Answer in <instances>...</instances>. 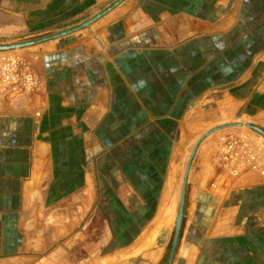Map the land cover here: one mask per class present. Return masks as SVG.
<instances>
[{"label":"crops","instance_id":"crops-1","mask_svg":"<svg viewBox=\"0 0 264 264\" xmlns=\"http://www.w3.org/2000/svg\"><path fill=\"white\" fill-rule=\"evenodd\" d=\"M115 1L0 0V43L77 27ZM14 52L40 88L0 102V264H99L81 256V225L97 221L122 223L124 255L172 200L176 218L209 130L264 126V0H123ZM232 132L254 140L264 169V143ZM212 135L188 174L172 264H264V175H233ZM165 228L125 260L160 264Z\"/></svg>","mask_w":264,"mask_h":264},{"label":"built area","instance_id":"built-area-1","mask_svg":"<svg viewBox=\"0 0 264 264\" xmlns=\"http://www.w3.org/2000/svg\"><path fill=\"white\" fill-rule=\"evenodd\" d=\"M39 88L38 75L14 50L0 51V102L35 93ZM219 159L233 175L238 174L241 168L260 170L264 175L256 143L245 135L224 137L219 144Z\"/></svg>","mask_w":264,"mask_h":264},{"label":"water","instance_id":"water-1","mask_svg":"<svg viewBox=\"0 0 264 264\" xmlns=\"http://www.w3.org/2000/svg\"><path fill=\"white\" fill-rule=\"evenodd\" d=\"M123 0H117L115 1L112 5H110L109 7H107L106 9H104L103 11H101L100 13H98L96 16L88 19L87 21L83 22L82 24H80L77 27H73L64 31H61L59 33H55L52 35H48L46 37L40 38V39H34V40H30V41H24V42H20V43H10V44H0V51H10V50H16V49H21L30 45H34L37 43H40L44 40H48V39H52V38H57L63 35H66L68 33H71L73 31H76L78 29H81L83 27H86L88 25H90L91 23H93L95 20H97L98 18H100L101 16H103L105 13H107L109 10H111L112 8H114L115 6H117L119 3H121ZM231 126H243V123L237 122V123H229V124H225V125H221L218 127H215L214 129L208 131L202 138L204 139L207 135H210L211 133H213L214 131H218L227 127H231ZM245 126L248 129H252L257 131L258 133H260L263 137H264V129L253 124V123H246ZM221 135V134H219ZM201 140L196 144L195 148L192 150V154L190 157V161L188 163V167H187V172H186V177H185V181H184V186H183V190H182V196H181V202H180V207H179V212L176 218V229H175V234H174V240H173V245L168 257V261L167 264H172L173 261V257L175 255V251L177 249L178 246V242H179V237H180V233H181V227H182V221H183V217H184V206H185V197H186V184H187V178H188V174L189 171L191 169V165L192 162L194 160V157L197 153V149L201 143ZM203 148V147H202Z\"/></svg>","mask_w":264,"mask_h":264},{"label":"rangeland","instance_id":"rangeland-1","mask_svg":"<svg viewBox=\"0 0 264 264\" xmlns=\"http://www.w3.org/2000/svg\"><path fill=\"white\" fill-rule=\"evenodd\" d=\"M53 32H58V31H55V29H52V30H50L49 33L53 34ZM11 43H20V42H11ZM0 44H10V43H0ZM239 122L243 123V126H241V127H233V126H231V127H227V128L218 130V131H214L210 135H207L206 138L207 139H209V138L212 139V136H213L212 134H214V135L215 134H217V135L222 134L223 137L221 136V138H219V141H220V139L222 141L224 137H227L228 135H232V134L234 135L235 132H232V131L237 130V131H240L239 133H243V132L251 133L252 135L258 137L260 139V141H262L264 143V137L260 133H258L255 130L248 129L245 126L246 123H253V124H255V125H257V126H259V127L264 129L263 125H259L257 123H254V122L250 121V120L247 121V120H243V119L240 120ZM225 124H229V123H225ZM225 124H223V125H225ZM218 126H220V125H218ZM218 126H216V127H218ZM214 128H212V129H214ZM198 150H200V145H199L197 151ZM179 207H178V210H177V215H178V212H179ZM176 218H177V216H176ZM176 218L174 220V223L170 227L163 229L162 235L160 237L161 244L162 245L165 244V247L163 249L164 251L162 250L163 251V256H162V260H161L160 264H166L167 261H168V257H169V254H170V251H171V248H172V245H173V240H174V234H175V229H176ZM183 219H184V217H183ZM144 224H146V223H144ZM182 224H183V221H182ZM81 226L82 227H86L87 223H82ZM97 226H100V223H97ZM181 229H182V227H181ZM87 236L88 235H85V237L82 238L83 246L88 244L87 242H85V239H87L86 238ZM88 240L89 239H87V241ZM117 245H118V243H117ZM107 247H109V246H107ZM109 248L110 249L112 248L111 250L109 249L110 250L109 253H107V251L105 249L102 250L101 248H99V250L101 252H103V253H101V252L98 253V257H97L98 259L97 260L99 261V264H133L134 262H135L134 264H137L136 262L139 261V259H136V258H133L131 260H125L126 257H124V255H121V254L117 253L118 246H116V243L114 244L113 247H109ZM155 250H158V248L155 249ZM81 256L83 257V260H85V256H86L85 255V250L81 253ZM144 262H145V260L142 259L141 260V264H144Z\"/></svg>","mask_w":264,"mask_h":264},{"label":"flooded vegetation","instance_id":"flooded-vegetation-1","mask_svg":"<svg viewBox=\"0 0 264 264\" xmlns=\"http://www.w3.org/2000/svg\"><path fill=\"white\" fill-rule=\"evenodd\" d=\"M97 223H100V226H97ZM86 228V235H88L85 239V242L88 244L84 245L87 247L85 249V257H94L95 255L98 257V253L101 252L99 248L102 250H106L107 253L112 249L109 247H113L114 244L116 243L117 245L118 241V236L121 233L122 229V223L119 221H109V222H93V223H87V226L84 227ZM89 229L92 231L91 236L89 235ZM83 246V247H84ZM109 246V247H107ZM107 248V249H106ZM110 249V250H109ZM92 251V254H89V252ZM103 253V252H101Z\"/></svg>","mask_w":264,"mask_h":264},{"label":"bare ground","instance_id":"bare-ground-1","mask_svg":"<svg viewBox=\"0 0 264 264\" xmlns=\"http://www.w3.org/2000/svg\"><path fill=\"white\" fill-rule=\"evenodd\" d=\"M175 201L172 200L168 203L162 213L160 214L158 220L155 223V226L152 230L145 233L143 240L139 241V243L132 248L131 251L124 254L125 256L137 254L140 250L151 246L155 242V238L162 227H169L173 224L175 218Z\"/></svg>","mask_w":264,"mask_h":264}]
</instances>
